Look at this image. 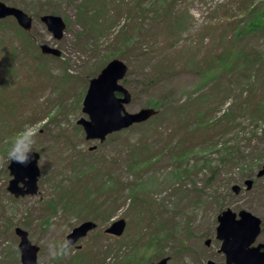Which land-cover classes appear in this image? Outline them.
Returning a JSON list of instances; mask_svg holds the SVG:
<instances>
[{"label":"rangeland","instance_id":"obj_1","mask_svg":"<svg viewBox=\"0 0 264 264\" xmlns=\"http://www.w3.org/2000/svg\"><path fill=\"white\" fill-rule=\"evenodd\" d=\"M157 1H165L162 8L156 9ZM0 2L34 21L32 51L21 50L17 31L28 32L16 21L0 23V264H22L17 227L39 247V264H149L165 257L170 264H226L218 216L247 210L264 224V177L257 178L264 166V34L244 27L253 19L245 9L264 10V0ZM51 14L67 23L61 40L41 22ZM94 15L96 22L90 20ZM171 20L187 27L176 48L165 44L172 37ZM236 21L242 22L233 36ZM123 25H129L130 46L116 35ZM41 44L61 56L43 55ZM145 53L150 58L139 57ZM221 53L224 64L216 58ZM116 57L133 71L127 76L136 90L129 112L174 99L183 108L168 105L144 125L103 143L87 141L78 124L87 119L83 99L90 80ZM161 72L166 79L155 87L141 83ZM25 123L36 126L39 192L16 199L8 191L7 150ZM92 146L97 149L90 151ZM248 179L255 182L251 191L244 184ZM235 185L242 187L238 195ZM118 219L126 221L124 235H107ZM85 221L97 223V230L80 247L50 256L48 245L62 242ZM258 243H264V231Z\"/></svg>","mask_w":264,"mask_h":264},{"label":"water","instance_id":"obj_2","mask_svg":"<svg viewBox=\"0 0 264 264\" xmlns=\"http://www.w3.org/2000/svg\"><path fill=\"white\" fill-rule=\"evenodd\" d=\"M7 17L15 18L19 26L25 31L32 30L33 19L28 14L19 8L0 3V20ZM41 20L56 39L60 40L63 38L66 24L61 17L45 15ZM41 51L43 54L61 55L58 49L46 44L41 46ZM127 71L128 66L120 59H115L107 65L98 78L91 81L83 108V112L90 116V121L81 119L78 122L85 128L88 140L100 139L104 141L109 134L128 128L135 123L147 121L156 114V111L152 108L141 109L137 113H129L127 111L126 105L131 102L132 97L130 92L119 83L126 76ZM116 93H120L123 96L119 98ZM39 159L40 154L33 152V158L26 166L11 161L9 170L13 179L9 183L8 190L15 197L38 193ZM262 176H264V166L258 173V177ZM20 184H23V186H20ZM246 185L248 189H251L253 182L246 181ZM233 190L238 194L240 187L235 186ZM239 216L240 218L237 219L236 213L227 210L218 218L220 224L217 234L218 239L223 241L221 252L226 255L227 264H264V244L252 247L261 233V219L247 211L240 212ZM96 226L91 221L85 222L74 229L67 238L71 239L75 244L90 231L94 230ZM125 228V220L120 219L115 221L106 232L121 236ZM16 233L21 238L19 248L22 253V263L38 264L39 248L32 245L28 238V233L23 229L17 228ZM206 244L209 245V241ZM168 261L169 258H165L153 264H168ZM207 264L215 263L209 261Z\"/></svg>","mask_w":264,"mask_h":264},{"label":"trees","instance_id":"obj_3","mask_svg":"<svg viewBox=\"0 0 264 264\" xmlns=\"http://www.w3.org/2000/svg\"><path fill=\"white\" fill-rule=\"evenodd\" d=\"M163 4H165V1L164 2L157 1L155 3L156 9L162 8L163 7ZM257 9L258 10H255V8H253V7L251 8L250 7V8H247L245 10V14L252 15L253 16V19L251 20V23L249 25L246 24L244 27L249 32L250 31H256L255 33L257 34V31H260L262 34H264V10L263 9H260L259 7ZM80 11H81V9H80ZM155 13H157V11H155ZM191 19L192 18L190 16L189 17V24H190V26L192 24H194L193 22H191ZM90 20L96 22L97 21L96 15H94ZM238 20H240V19H238ZM241 22L242 21H236L235 22L236 24H234L233 26H230V30H232V34H233V32L235 33V30L236 29H239ZM170 23H172V25H170ZM129 25H126V26H123L122 28H120V30L118 31V34L119 35L117 34L118 35V40H121L122 41V40L125 39L124 42H128V37H126V33H127L128 29H129ZM111 26H113V25H111ZM186 30H187V27L186 26H183V23L180 24L179 21H174V20L169 21V23L167 25V32L170 33L169 35L172 34V37L169 38V39H167L165 41V44L168 45L169 47H172V48H176V47L180 46L182 43H184L181 35ZM89 31H91V30H89V28H88L87 29V32H89ZM17 32H18L19 36L21 37L19 40L22 41V48H21V50L23 49V46H24V47H26L25 49H28V50L32 51L31 50L32 49V46H34V43H33L32 37H31V34L32 33L31 34L30 33H26V35H24L23 33L20 34L19 31H17ZM221 34L222 35H220L219 40H218L219 42L221 40H224V38H225L224 33H221ZM233 36H234V34H233ZM24 37H28V40H25ZM193 37H195V36L193 35ZM202 41H203V38L201 36L198 39H195V41H194V43H196L195 46L199 47L201 45L200 42H202ZM230 41H232L234 43V45H233L234 47H235V44L237 45V41L235 39H232L231 38ZM132 42H133V39H131L130 42H128L129 43V46H130V44ZM135 42H136V38L134 37V44H135ZM119 50H120V47H119ZM13 52L16 55L17 50H15ZM163 53H164V50L160 51L159 55H162ZM27 54H31V52H28ZM222 55H223V53H221L219 55H216V58L217 59H220L221 62L224 60V56H222ZM24 57H26V54L25 53H24ZM139 57H147V58H150V53L141 54V55H139ZM130 73H133V71H131ZM162 76H165V73L164 72H161L160 73V77H158L157 79L152 80L151 78L150 79L144 78L141 81V83L143 84V86L145 88H152V87H155L156 85L160 84L161 81H164L166 79V78H164ZM137 82L139 83V81H136L135 83L137 84ZM125 83H129L128 80H125ZM132 89H133L134 92H136V90L133 87H132ZM172 104L176 105L178 108H183L182 106H180V105H178V104L175 103V99L172 100L170 103H164V101H154V102L151 103V106L159 109L161 111L160 113L162 114L166 109H169L168 108V105H172ZM183 155H185V153H183L182 156ZM145 163H147V162H145ZM138 166H136V168H138ZM104 185L105 184L103 183L102 186L104 187ZM74 263L75 264H79L80 262L74 261Z\"/></svg>","mask_w":264,"mask_h":264},{"label":"clouds","instance_id":"obj_4","mask_svg":"<svg viewBox=\"0 0 264 264\" xmlns=\"http://www.w3.org/2000/svg\"><path fill=\"white\" fill-rule=\"evenodd\" d=\"M36 126L31 123H25L14 133L11 144L7 150V157L10 161H15L21 165H27L33 158V145L36 137ZM74 242L67 238L62 242L50 243L48 250L50 256H56L59 253H67Z\"/></svg>","mask_w":264,"mask_h":264}]
</instances>
